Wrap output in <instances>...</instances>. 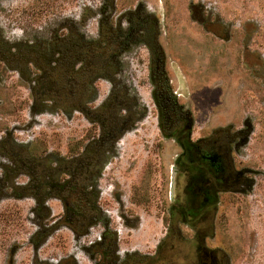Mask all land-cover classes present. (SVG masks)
I'll use <instances>...</instances> for the list:
<instances>
[{
    "label": "flooded vegetation",
    "instance_id": "af4514ba",
    "mask_svg": "<svg viewBox=\"0 0 264 264\" xmlns=\"http://www.w3.org/2000/svg\"><path fill=\"white\" fill-rule=\"evenodd\" d=\"M25 8L53 17L37 34L0 30V249L9 264H236L263 173L243 151L251 123L212 122L182 55L194 48L204 70L210 36L239 38L231 23L203 0L185 11L145 0ZM18 104L57 114L56 128L18 129Z\"/></svg>",
    "mask_w": 264,
    "mask_h": 264
},
{
    "label": "rangeland",
    "instance_id": "374dc122",
    "mask_svg": "<svg viewBox=\"0 0 264 264\" xmlns=\"http://www.w3.org/2000/svg\"><path fill=\"white\" fill-rule=\"evenodd\" d=\"M145 1L159 5L164 2L169 9L185 11L188 1L201 0ZM203 1L211 11L231 23L229 34L239 38L231 44H224L210 36L208 54L205 56H209V61L204 70L196 67L194 48L188 47L182 51V55L189 67L194 66L188 70V75L204 84L199 92L207 95L212 122L233 124L235 127H241L246 120L251 123L249 140L243 151L248 156L247 161L255 164L263 173L258 177L256 195L249 198L248 215L242 218L236 264H264V0ZM25 6L26 0H0V30L7 36L37 34L53 17H33L27 13ZM56 23L49 29L55 27ZM20 91V98L27 101L31 97L28 90ZM15 108L19 117L15 123L20 126L18 129L50 130L56 128L59 121L57 114L38 112V107L18 104ZM16 236L17 232H13L11 239ZM20 237L24 243L28 241V234H21ZM0 264H9V252L2 253L1 249Z\"/></svg>",
    "mask_w": 264,
    "mask_h": 264
}]
</instances>
